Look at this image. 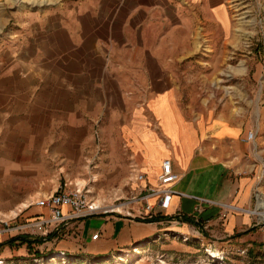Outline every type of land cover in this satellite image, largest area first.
<instances>
[{"label":"rangeland","instance_id":"1","mask_svg":"<svg viewBox=\"0 0 264 264\" xmlns=\"http://www.w3.org/2000/svg\"><path fill=\"white\" fill-rule=\"evenodd\" d=\"M41 1L0 0V220L24 225L30 208L48 216L34 205L61 190L82 191L98 211L85 222H70L58 240L32 246L30 252L24 246L0 255L3 264H264V232L258 225L264 222V207L258 208L264 196L258 192L260 213L252 216L259 221L243 230L247 234L231 239L193 228L181 232L168 221L157 226L139 222L153 216L144 213V202L119 206L142 196L141 162L135 153L140 144L134 142L142 122L133 112L112 113L107 121L109 113L95 111L62 79L71 69L61 68L56 58L41 57L39 41H29L40 36L31 24L34 13L46 5H39ZM215 3L216 13L208 9V22L202 23L201 47L178 74L182 93L176 100L202 128L215 130L218 125L219 131H236L238 143L247 147L237 149L240 173L264 185V0ZM208 5L213 3L209 0ZM199 26L193 22V28ZM76 101L86 111L76 112ZM78 115L81 123L68 127L66 119ZM122 118L129 127L120 126ZM152 124L147 128L153 129ZM249 133L254 135L251 142L245 140ZM77 181L86 184L77 188ZM108 217L130 219L126 230L134 235L128 244L108 245L90 255L84 250L62 254V245L76 244L75 235L92 241L98 233L100 239V226ZM116 227L113 242L121 232ZM150 228L154 230L148 234L145 229ZM52 229L34 227L3 236L5 242L16 236L45 238Z\"/></svg>","mask_w":264,"mask_h":264},{"label":"crops","instance_id":"2","mask_svg":"<svg viewBox=\"0 0 264 264\" xmlns=\"http://www.w3.org/2000/svg\"><path fill=\"white\" fill-rule=\"evenodd\" d=\"M44 1L46 5L40 14L34 13L37 17L31 24L32 31L40 36L29 38L32 42L39 41L36 46L43 50L41 57L56 58L61 68L71 69V74L61 75L62 79L70 81L73 90L88 100L95 111L109 113L107 121H111L112 113L133 112L135 120L142 122L141 135L134 139L141 148L138 145L135 150L141 162V175H144L138 186L141 194L157 185L161 163L170 159L173 171L179 176L172 185L174 191L247 210L256 208L257 192L264 196V185H258L259 181L253 176L240 173L237 149L246 150L247 147L238 143L237 132L232 129L219 131L218 125L215 130L202 128L183 113L176 100L182 93L178 74H183L193 51L201 47L202 23L208 22V9H215L217 0H210L213 6L208 5L209 0ZM193 22L200 25L199 29L193 28ZM76 103V112L86 111L78 101ZM73 118L66 119L68 127L81 123L79 115ZM125 120L119 119L122 128L130 126ZM151 123L153 129L147 128ZM85 184L84 181L76 182L77 188ZM146 203L153 207L151 215L171 218L168 222L181 232L193 228L231 239L241 235L240 232H247L243 230L252 229L259 221V217L238 212L221 219L217 206L198 205L195 199L188 197L173 196L169 208L162 211L156 206L157 198L146 200ZM196 206H199L197 212ZM27 215L28 222L45 216L36 208L28 209ZM115 219L106 218L99 229V240L89 241L83 235H75L76 244L62 245L65 247L62 254L84 250L90 255L104 251L108 245L128 244L134 235L130 236L126 230L130 219ZM163 222L166 221L155 226ZM118 225L120 236L113 242L111 239ZM154 229L145 231L151 234ZM5 240L0 236V245ZM24 246L19 242L0 246V255L6 256L16 248L20 251ZM3 263L0 260V264Z\"/></svg>","mask_w":264,"mask_h":264},{"label":"built area","instance_id":"3","mask_svg":"<svg viewBox=\"0 0 264 264\" xmlns=\"http://www.w3.org/2000/svg\"><path fill=\"white\" fill-rule=\"evenodd\" d=\"M247 142L254 140V135L249 133L245 139ZM144 179V175L138 177L139 181ZM179 179L178 174L173 171L172 163L170 159H164L160 166V172L156 177L157 185L155 187H149L146 189L145 194L137 198H132L128 202L121 203L119 206L131 205L143 203L145 204L144 213L151 215L153 207L146 203V200L151 198H157L156 206L159 211L169 208L170 200L173 196L188 197L195 199L199 204H208L217 206L220 209V218L225 219L229 213H244L248 215H256L260 213V210L255 208L253 210H247L239 208L229 203L214 202L211 200L189 197L183 193L176 192L172 189V185ZM35 207L44 209L49 214L48 216H42L32 222H26L24 225H16L7 221L0 220V236L16 234L23 232L26 229L34 227L52 226V233L55 234L54 240H58L61 236L62 229L66 228L71 221H77L80 219H87L97 214V209L94 208L93 203L88 201L86 194L78 190H61L50 196L43 197L36 201ZM195 212L199 210V206L194 208ZM142 214V213H140ZM48 217V218H47ZM264 221V220H263ZM264 232V222L258 223ZM12 237V236H11ZM99 239V234L95 233L91 236V240L95 241Z\"/></svg>","mask_w":264,"mask_h":264},{"label":"trees","instance_id":"4","mask_svg":"<svg viewBox=\"0 0 264 264\" xmlns=\"http://www.w3.org/2000/svg\"><path fill=\"white\" fill-rule=\"evenodd\" d=\"M170 220H171V218L163 217L162 215L157 214L155 216H150L149 218H146V219L141 220V221L138 220V221L142 222V223H158L161 221H170ZM185 222L191 223V221L189 219H185ZM243 234H247V233L245 232ZM54 236H55L54 233H50L45 238H36V239H32V240H29L25 236H16V237L9 239L8 241H6L5 243H3L0 246H4V245L11 246L12 244H15L16 242H19L20 245H25L26 248L30 250L31 246L33 244L41 245V244H43L44 241L52 240L54 238ZM254 246H258V245H254ZM259 246H261V245H259ZM67 256L69 257V255H67ZM89 257H91V256H89Z\"/></svg>","mask_w":264,"mask_h":264},{"label":"bare ground","instance_id":"5","mask_svg":"<svg viewBox=\"0 0 264 264\" xmlns=\"http://www.w3.org/2000/svg\"><path fill=\"white\" fill-rule=\"evenodd\" d=\"M241 19H243V18H241ZM95 207V209H97L98 207H97V205H94ZM264 207V200L263 199H261V198H259V201H258V208H263ZM264 209V208H263ZM264 214V213H263ZM260 219H264V216H262Z\"/></svg>","mask_w":264,"mask_h":264}]
</instances>
